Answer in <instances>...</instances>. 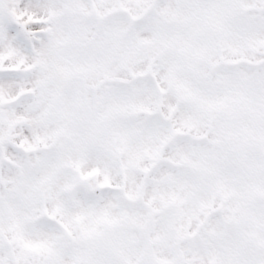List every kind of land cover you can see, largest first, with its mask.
Returning <instances> with one entry per match:
<instances>
[{
  "label": "snow or ice",
  "instance_id": "obj_1",
  "mask_svg": "<svg viewBox=\"0 0 264 264\" xmlns=\"http://www.w3.org/2000/svg\"><path fill=\"white\" fill-rule=\"evenodd\" d=\"M0 264H264V0H0Z\"/></svg>",
  "mask_w": 264,
  "mask_h": 264
}]
</instances>
